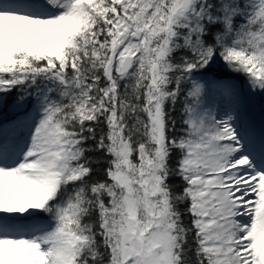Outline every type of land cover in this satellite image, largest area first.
Masks as SVG:
<instances>
[{"label":"snow or ice","instance_id":"snow-or-ice-1","mask_svg":"<svg viewBox=\"0 0 264 264\" xmlns=\"http://www.w3.org/2000/svg\"><path fill=\"white\" fill-rule=\"evenodd\" d=\"M0 264H264V0H0Z\"/></svg>","mask_w":264,"mask_h":264}]
</instances>
